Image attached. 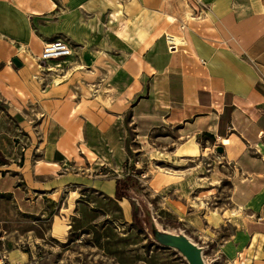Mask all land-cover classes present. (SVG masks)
<instances>
[{
	"label": "crops",
	"instance_id": "obj_1",
	"mask_svg": "<svg viewBox=\"0 0 264 264\" xmlns=\"http://www.w3.org/2000/svg\"><path fill=\"white\" fill-rule=\"evenodd\" d=\"M201 1L205 7L195 0H0V193L18 208H33L39 197L57 201L82 184L115 197L116 179L108 173L118 164L77 154L65 131L30 138L19 158L12 153L6 77L28 59L35 65L57 59L37 63L32 55L63 36L85 67L98 66V58L115 70V57L126 55L113 120L127 112L135 126H163L185 141L223 147L215 158L230 178L223 217L233 231L218 251L224 263L264 264V0ZM54 104L45 99L40 125L54 119ZM124 157L119 152L118 161Z\"/></svg>",
	"mask_w": 264,
	"mask_h": 264
},
{
	"label": "rangeland",
	"instance_id": "obj_2",
	"mask_svg": "<svg viewBox=\"0 0 264 264\" xmlns=\"http://www.w3.org/2000/svg\"><path fill=\"white\" fill-rule=\"evenodd\" d=\"M195 5L205 7L201 0ZM70 46L69 57L38 66L28 59L17 75H7L8 116L3 115L15 142L13 156L20 157L30 138L41 140L48 132L59 137L65 131L77 154L106 160L109 167L118 164L108 174L126 194L116 198L82 184L57 201L39 197L33 208H18L9 194L0 193V257L32 264H191L188 259L201 264L195 249L182 245L187 259L166 244L168 233L200 248L203 262L223 264L219 245L233 231L223 217L230 178L219 170L225 168L215 158L214 141H185L169 128L144 122L135 126L127 112L113 120L119 107L113 103L123 94L126 55L115 57V70L98 58H93L98 66L85 67ZM49 98L55 102L54 119L40 125ZM119 152L125 156L121 161Z\"/></svg>",
	"mask_w": 264,
	"mask_h": 264
},
{
	"label": "built area",
	"instance_id": "obj_3",
	"mask_svg": "<svg viewBox=\"0 0 264 264\" xmlns=\"http://www.w3.org/2000/svg\"><path fill=\"white\" fill-rule=\"evenodd\" d=\"M38 54L32 55V57L38 62H42L46 59L57 58L71 53V47L66 39L56 36L52 40L44 41ZM34 264L35 261L33 262ZM0 264H32L29 260H15L12 261L8 256L0 257ZM223 264H236L235 261H227Z\"/></svg>",
	"mask_w": 264,
	"mask_h": 264
},
{
	"label": "water",
	"instance_id": "obj_4",
	"mask_svg": "<svg viewBox=\"0 0 264 264\" xmlns=\"http://www.w3.org/2000/svg\"><path fill=\"white\" fill-rule=\"evenodd\" d=\"M10 62L13 64V65H16V66H19L21 64V61L19 60V58L16 56V55H13L11 58H10ZM223 149V147L221 145H217L215 150L217 152H221ZM166 233V232H165ZM167 235V239L168 241H166V244H169V245H173L175 246L176 248L180 249L182 251V253L187 257V254L186 252L184 251V248H182V245H186V246H189L193 249L196 250L197 252V255H198V260L201 264H207L205 262L202 261V257L200 256V248L196 247V246H193L191 245L188 241H186V239L184 237H181L180 235H174V234H165ZM182 238V239H180ZM188 259V257H187ZM188 261L191 263V264H195L193 263L190 259H188ZM210 264V263H208Z\"/></svg>",
	"mask_w": 264,
	"mask_h": 264
},
{
	"label": "trees",
	"instance_id": "obj_5",
	"mask_svg": "<svg viewBox=\"0 0 264 264\" xmlns=\"http://www.w3.org/2000/svg\"><path fill=\"white\" fill-rule=\"evenodd\" d=\"M114 193H115L116 198H120L121 196L126 194V192L120 191V189L117 188V182H116V188H115Z\"/></svg>",
	"mask_w": 264,
	"mask_h": 264
},
{
	"label": "bare ground",
	"instance_id": "obj_6",
	"mask_svg": "<svg viewBox=\"0 0 264 264\" xmlns=\"http://www.w3.org/2000/svg\"><path fill=\"white\" fill-rule=\"evenodd\" d=\"M53 69V68H52Z\"/></svg>",
	"mask_w": 264,
	"mask_h": 264
}]
</instances>
